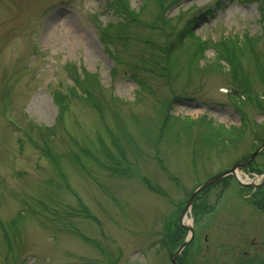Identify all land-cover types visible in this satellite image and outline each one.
Segmentation results:
<instances>
[{
    "label": "rangeland",
    "instance_id": "1",
    "mask_svg": "<svg viewBox=\"0 0 264 264\" xmlns=\"http://www.w3.org/2000/svg\"><path fill=\"white\" fill-rule=\"evenodd\" d=\"M114 1L136 23L107 42L125 18ZM158 1L0 0V264H173L192 193L264 146V0ZM225 39L245 49V95L214 47ZM68 64L96 77L107 109L73 94ZM240 173L261 185L264 149ZM225 178L195 198L179 264H264L257 187Z\"/></svg>",
    "mask_w": 264,
    "mask_h": 264
},
{
    "label": "trees",
    "instance_id": "2",
    "mask_svg": "<svg viewBox=\"0 0 264 264\" xmlns=\"http://www.w3.org/2000/svg\"><path fill=\"white\" fill-rule=\"evenodd\" d=\"M248 2H254V1H257V0H247ZM259 2L261 0H258ZM118 2V1H117ZM117 2H111L109 4V7L111 9H114V11L118 14H121V16H125V18H123V22H119V23H116V24H110L108 27H106V39H107V42H108V38H112V40L114 38H119V39H122V38H126L128 36V33H127V29L130 27V25L132 23H136L135 20L132 21V18L130 17V14L129 12L125 9V7L123 6V4L121 3H117ZM175 3V4H178L181 2V0H160L158 1V6L161 8L162 12L169 7L171 6L172 3ZM160 10V11H161ZM162 18V16H161ZM160 20V19H159ZM191 34V28L189 25H187L184 29H182L181 31H179L177 34H176V39L178 41V43L176 42H173V45L168 48H171V51H166V49L163 48V52L166 54L164 56H160V59H163L165 60L163 57H165L166 59H168L169 61H171L172 59V54L174 53V49L177 48V45L178 49H181L182 48V41L183 39L186 37L188 38V36ZM157 36H163V32L160 34V35H157ZM111 41V40H109ZM146 44H149L151 46H153V44L150 42V41H147ZM209 44H211V41H207V42H200L198 44L199 48H200V45L204 50L208 49L209 47ZM197 46V47H198ZM238 46H241V45H238V42H236L235 39H225V41H222L220 43H218L217 46H214V47H217L218 49V54L220 53L221 57L223 59L226 60L227 64L230 66V77L232 78V81H235L237 84H238V88L241 89V91H244V95L247 93V90H249V83L248 81L245 80V83H242V79L240 78L241 75L239 74L238 75V71L240 70L239 69V66L241 64V60L238 58V55L239 53H241V57L244 56V51L245 49H241L242 52H238V49L239 47ZM167 48V47H166ZM242 48V47H240ZM248 50V49H247ZM202 51V52H203ZM201 52V54H202ZM198 52H197V49L194 50L193 52V55L189 57V62L191 65H193L196 61V57H198ZM243 54V55H242ZM249 54V53H248ZM250 59H252V63H254V57L251 56V55H248V61H250ZM173 61H174V58H173ZM172 61V62H173ZM178 60H176L175 62H177ZM67 71L69 72V75L70 77L72 78V80L74 81V84H75V87L76 89L74 90L73 94L75 96H80L82 97L79 93L81 92V94L83 95V98L84 100H87L92 106H95V107H105V100L104 98H102L101 96V85L98 81H96V77H94L93 75H91L90 73H88L85 69H82L81 71H78L77 70V66L74 65V64H68L67 65ZM161 67H163V72L162 74H159L156 72V74H159V75H164V70L165 69H168V68H164V65H161ZM258 73H260V76H261V81L263 82L264 84V68H260L257 69ZM152 73H154V71H152ZM137 83L139 84L140 88H142L143 90L146 88V83L144 81H140V80H137ZM235 83V84H236ZM65 101H66V98H65ZM59 107H60V112H59V116H61V110H62V104L58 103ZM107 109V108H106ZM162 115H164V108H162ZM162 119L164 120L163 122V128L165 127L166 123H168L169 121V118L168 120L164 119L163 116H162ZM179 119V118H177ZM49 133L44 136L43 134V140L44 142H49L50 138H52L55 133H54V130L53 128L49 129L48 130ZM112 156V154H110ZM94 156L95 159H98L96 158L95 155H92ZM248 157V156H247ZM247 157H244L242 158L240 161L238 162H244ZM86 158H89V155L87 154V157ZM75 162H81V158L80 156H76L74 157V160ZM91 161V160H89ZM113 162V161H112ZM237 163V162H236ZM114 164V163H113ZM252 166V165H250ZM110 169V171L114 174H117V173H124V174H127V170L124 169V168H120V167H117V166H113L112 168H108ZM228 178H225L223 180H221L220 182L217 183V185L219 184H222L224 182L227 181ZM209 189V188H208ZM207 189V190H208ZM206 190V191H207ZM250 192L252 193L253 192V189H250ZM250 193V194H251ZM252 201L254 202L255 206L260 210V211H264V186L260 187V188H257V190H255V192L253 193L252 195ZM17 222V221H16ZM19 223V222H18ZM6 226H4L5 228ZM1 228H2V225H1V222H0V231H1ZM8 227H6L7 229ZM185 233V231H184ZM181 245V244H180ZM179 245V246H180ZM180 260V259H179Z\"/></svg>",
    "mask_w": 264,
    "mask_h": 264
},
{
    "label": "water",
    "instance_id": "3",
    "mask_svg": "<svg viewBox=\"0 0 264 264\" xmlns=\"http://www.w3.org/2000/svg\"><path fill=\"white\" fill-rule=\"evenodd\" d=\"M264 148V146L259 149L257 152H255L252 156H250L248 158V160L244 163H240V164H237L235 166V168H233L231 171H228V172H224L223 174H220V175H217L211 179H209L206 183L202 184L198 189H196L192 195H191V198L189 199L188 203H187V206L186 208L184 209L183 213H182V219H181V224L183 225V227H185L189 232H190V237L189 239L184 242L181 247L177 250V252L173 255H171V260L173 262V264H178L177 263V258L179 257V255L181 254V252L185 249V247L193 240V235H194V230H193V227H187L184 225V219L187 215V213L192 209V205H193V202L195 200V198L197 197V195L202 192L203 190H205L206 188L214 185L215 183L219 182L220 180H222L224 177H226L227 175H234L236 177V180L242 185V187H249V184H244L241 182V180L239 179V177L237 176V172L240 171L243 167L245 166H248L251 161L260 153V151ZM264 185V181L261 185H256L254 187H261Z\"/></svg>",
    "mask_w": 264,
    "mask_h": 264
},
{
    "label": "bare ground",
    "instance_id": "4",
    "mask_svg": "<svg viewBox=\"0 0 264 264\" xmlns=\"http://www.w3.org/2000/svg\"><path fill=\"white\" fill-rule=\"evenodd\" d=\"M237 175H238V177L241 179V173H237ZM246 184H249V187L250 188H254V186H256L257 185V183H253V182H247ZM254 185V186H253ZM187 221V219L185 218L184 219V222H186Z\"/></svg>",
    "mask_w": 264,
    "mask_h": 264
}]
</instances>
